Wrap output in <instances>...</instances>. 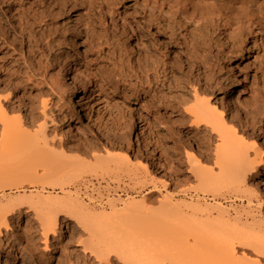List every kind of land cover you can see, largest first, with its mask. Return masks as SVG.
Returning <instances> with one entry per match:
<instances>
[{
  "label": "rangeland",
  "instance_id": "obj_1",
  "mask_svg": "<svg viewBox=\"0 0 264 264\" xmlns=\"http://www.w3.org/2000/svg\"><path fill=\"white\" fill-rule=\"evenodd\" d=\"M76 35L82 45L78 50L73 48ZM161 37L171 41L172 49ZM178 47L195 52V69ZM69 63L79 93L88 79L94 85L88 111L99 128L93 135L82 120L85 139L74 131L76 108L69 125L62 120L71 109L69 96L62 94V73ZM135 65L141 82L131 75ZM194 88L203 89L204 97L220 108L237 95L246 112L230 107L227 127L238 128L245 142L264 150V0H0V99L11 100L8 118L21 119L32 132L46 120L55 150L90 166L74 192L96 211L142 200L157 209L166 192L177 203L215 204L212 196L199 193L190 172L192 157L214 168L216 144L214 135L190 127L184 117L194 105ZM108 152L115 157L126 153L130 160L97 168L96 158ZM144 161L161 162L167 170L156 172L152 166L145 175ZM259 170L258 178L249 180L260 188L254 203L264 201V166ZM148 172L164 178L167 186L158 179V187L150 188ZM30 193L8 192L14 197ZM236 193L225 191L220 204L240 207ZM45 195L59 194L49 190ZM26 210L14 215L0 237V264H101L84 250L87 231L75 219L61 216L60 234L51 235L46 247L34 213ZM19 221L22 230L16 232ZM111 260L122 264L114 255Z\"/></svg>",
  "mask_w": 264,
  "mask_h": 264
},
{
  "label": "bare ground",
  "instance_id": "obj_2",
  "mask_svg": "<svg viewBox=\"0 0 264 264\" xmlns=\"http://www.w3.org/2000/svg\"><path fill=\"white\" fill-rule=\"evenodd\" d=\"M223 15L229 17L228 12L223 11ZM161 39L167 49H172L167 37ZM259 41L257 38L256 43ZM81 46L79 35H76L73 48L78 50ZM177 52L185 55L190 68L195 69V52L190 47H178ZM122 68H119L120 74ZM137 68L136 65L131 67V75L141 82ZM72 70L73 65L69 63L62 73V94L69 96L68 104L71 105V109L63 113L62 120L69 125L74 116L72 108H76L79 115L74 131L85 139L88 134L82 127V120H86L93 135L99 128L88 111L94 85L88 79L79 93ZM204 92L194 88V105L188 110L184 108L183 116L191 120L190 127L209 131L216 138L214 168L204 167L192 156L190 165L199 193L212 196L215 204L202 205L199 200L177 203L166 192L157 209L142 200L125 202L121 208L111 202V211L107 212L90 208L74 192L84 178L80 175L87 169L90 171V166L67 156L65 151L55 150L54 142L48 140L46 120L32 132L21 119H9L6 104L10 99H0V237L6 235L4 230L7 231L14 215L26 208V212L34 213L46 247L51 235L60 234L61 216L75 219L87 231V238L82 240L84 250L95 255L101 264H111L113 255L122 264H264V201L254 203L260 188L249 185V180L257 179L259 168L264 166V150L255 143L245 142L238 128L227 127L230 107L239 106L246 112L237 95L231 94L220 108L219 104L205 98ZM144 93L148 94V91ZM42 105L43 109L47 108L46 101ZM102 137L109 140L104 134ZM137 143H142L139 135ZM123 156L115 157L108 152L105 158H96L97 168L128 164L130 157L126 153ZM142 164L140 167L145 175L152 166L156 172L167 170L161 162L144 161ZM147 174L152 176L150 188L158 187L155 185L158 179L167 186L164 178ZM26 189L31 193L15 197L8 194ZM49 190L58 191L59 195H45ZM229 190L237 192L236 197L242 200L240 207L220 204L219 199ZM16 226V232L22 230L20 221Z\"/></svg>",
  "mask_w": 264,
  "mask_h": 264
}]
</instances>
